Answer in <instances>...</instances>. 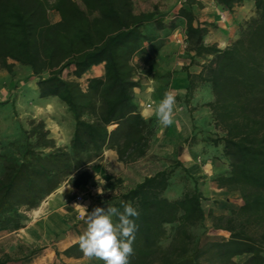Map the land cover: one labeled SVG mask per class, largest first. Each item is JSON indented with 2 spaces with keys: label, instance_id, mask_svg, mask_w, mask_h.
<instances>
[{
  "label": "trees",
  "instance_id": "16d2710c",
  "mask_svg": "<svg viewBox=\"0 0 264 264\" xmlns=\"http://www.w3.org/2000/svg\"><path fill=\"white\" fill-rule=\"evenodd\" d=\"M213 1L228 11L251 1L254 16L240 25L229 46L219 49L204 45L207 29L194 26L193 15L180 7L178 15L186 20V50L193 52L190 64L205 59L199 73L187 71L185 98L187 102L199 84L210 87L213 99L205 105L220 133L210 145L221 148L228 166L213 182L237 191L242 204L213 224L229 238L201 245L193 230L205 229V197L194 176L179 159L145 176L100 204L107 209L131 202L138 210L130 264H153L147 260L160 250L168 231L172 243L160 253L158 264L211 263L215 256L228 264H264V0ZM49 10L59 14V21L50 22ZM164 17L156 6L136 13L133 0H0V69L11 74L15 64L28 68L36 78L38 97L57 98L73 120L66 147L57 146L44 121L35 119L21 128L17 140L1 146L13 151L0 153V232L20 228L27 211L101 159L105 147L115 150L123 164L147 154L155 132L152 120L144 118L133 101V89L139 84L133 79L132 62L137 57L148 65L152 56L145 42L157 50L161 43L156 31L169 34L176 27L173 21L165 24ZM100 64L103 75L88 78L84 87L78 79ZM68 70L71 79L64 76ZM177 168L186 172L192 188L169 198ZM63 254L83 257L79 243ZM243 254H248L243 263L231 261ZM5 262L0 259V264Z\"/></svg>",
  "mask_w": 264,
  "mask_h": 264
},
{
  "label": "crops",
  "instance_id": "0c3cea01",
  "mask_svg": "<svg viewBox=\"0 0 264 264\" xmlns=\"http://www.w3.org/2000/svg\"><path fill=\"white\" fill-rule=\"evenodd\" d=\"M180 7L187 9L193 15L194 26L200 25L207 29L203 37L204 45H213L219 49L229 46L238 37L240 25L254 16V5L251 1L236 5L230 11L223 10L213 0H191L178 4L171 10L168 8L170 11H160L165 15V24L173 21L176 26L169 34H163V30L156 31V40L161 43L160 50L167 47L169 40L176 44L171 37L173 32L185 33L186 20L178 15ZM152 9L135 10V12H149ZM48 18L50 22L55 23L60 17L55 10H49ZM165 30H168L166 26ZM145 46L151 56L154 51L159 50H154L152 42H145ZM174 50L176 54L169 59L170 61L176 59L174 62L177 69L166 79L170 82L171 91L175 93V96L182 98L183 102H180L179 108H177L179 105H176L174 122L166 127L167 135H172L175 140L189 135L198 137L212 126L211 111L205 104L213 99V95L207 84H199L186 102L187 71L193 74L199 73L205 59L196 58L198 63L190 64L192 51H187L181 46ZM103 73L104 67L100 64L90 68L78 80L85 87L88 78L100 77ZM68 78L71 79V77ZM133 79L139 84L133 89L134 103L137 104L144 118L154 117L156 94L153 92L158 84L141 77L139 73H134ZM148 104H150L149 108L146 107ZM211 147L213 148V145ZM150 149L144 157L139 159L140 161L165 159L161 156L157 157ZM166 150L172 152L171 147ZM192 152L194 151H182L180 154L179 151L177 156L192 175H210L218 171L217 165L212 168L210 165L212 161L208 157L205 158L204 165L197 164L195 157L202 155L199 153L193 155ZM131 164L119 162L115 150L105 147L101 159L91 162L73 174L69 181H65L37 207L27 211L20 228H9L0 232V259L5 258V264H103V261L88 260L84 256L67 257L63 251L78 243L79 236L86 231L85 222L78 221V215H81L83 210L80 205L91 212L95 207H101L103 198L109 192L118 187L127 186L129 189L142 181L145 176L151 175L147 174L140 180H136V175L131 174L128 169ZM131 181H134L133 186H129ZM100 188L104 190L103 195L98 192ZM216 188L219 191L224 190L218 186ZM78 195L81 196V201H76ZM115 207L122 210V204H117Z\"/></svg>",
  "mask_w": 264,
  "mask_h": 264
},
{
  "label": "rangeland",
  "instance_id": "374dc122",
  "mask_svg": "<svg viewBox=\"0 0 264 264\" xmlns=\"http://www.w3.org/2000/svg\"><path fill=\"white\" fill-rule=\"evenodd\" d=\"M133 1L135 10L137 11L141 9H152V7L156 6L158 10L162 12L170 11L176 5L183 4L188 0ZM175 48H180V46L169 40L167 47H164L165 50L159 49L152 53L153 61L148 65L139 63L137 57H135L132 62L135 74L139 73L141 77L152 80L155 84H158V87L155 86V91L153 92L156 94L155 105L163 98L165 92L172 90L170 82H168L166 78L177 69V65L174 62L176 59L174 58L172 61L169 59V57L172 58V56L176 54ZM64 76L72 78V72L66 71ZM176 100V105H179L177 108H179L180 102H183L182 98L176 96ZM30 119L43 120L46 128L50 132V136L55 140L57 146L66 147L68 145L73 128V120L65 105L57 98L47 100L40 99L36 91V78L31 76L28 68L15 64L11 74L4 69H0V153L13 151L8 148L1 149V146L6 147L7 144L17 140L20 136L21 128H27ZM147 119L152 120V126L155 132L151 141L150 151L156 154L157 157L161 156L165 159L163 161L153 159L145 160L144 162L140 160L136 161L128 168L130 173L136 175V180H140L147 174H152L160 168L162 169L174 164L177 160L179 151L180 154L182 151L189 150L194 151L192 152L193 155L199 153L202 156H196L195 162L200 165H204L206 162L205 158L208 157V159L212 161L210 164L212 168L214 165H217L218 171L210 175H193L197 180L199 189L205 197V200L202 201V205L206 214L205 229L196 228L193 230V233L194 236L199 239L201 245L207 242L229 238L228 232L214 229L213 224L217 217H226L230 214L231 210L237 209L242 204V200L237 191H227L225 189L219 191L216 188L215 182H213L216 176L223 174L228 169L227 161L221 155V148L219 146H213L212 148L210 145V139L215 135H220V133L217 132L212 125L210 129L204 130L198 137L189 135L186 138L183 136L179 140H175L172 135H167V128L159 123L156 116ZM209 146L211 147V151ZM170 147L172 148V152L166 150L167 148L170 149ZM188 174L191 173L188 171ZM186 175V172H184L182 168L174 170L171 177L172 184L167 191V196L169 198L179 197L184 190L192 188V180ZM133 185L134 181H131L129 186ZM127 189V186L118 187L109 192L101 203L106 202L109 198ZM78 221L80 223L84 222L80 218H78ZM166 228L169 230L168 227ZM169 234L168 231V236L160 241V250L150 255L147 261H153V264H158V259L161 256L160 253L170 249L172 241ZM247 257L248 254L236 255L231 258V261L243 263ZM228 263L229 262L225 258L218 259L216 256L211 263L203 262V264Z\"/></svg>",
  "mask_w": 264,
  "mask_h": 264
},
{
  "label": "clouds",
  "instance_id": "9594fccd",
  "mask_svg": "<svg viewBox=\"0 0 264 264\" xmlns=\"http://www.w3.org/2000/svg\"><path fill=\"white\" fill-rule=\"evenodd\" d=\"M177 100L173 91L165 92L163 98L155 105L154 115L159 123L170 126L174 122ZM103 188L98 189L103 195ZM123 211L108 205L107 209L95 207L88 212L85 206L80 219L86 224V231L78 238L79 248L88 260H100L103 264H130L134 254L133 243L138 225V210L131 202H121Z\"/></svg>",
  "mask_w": 264,
  "mask_h": 264
},
{
  "label": "built area",
  "instance_id": "2783aa9c",
  "mask_svg": "<svg viewBox=\"0 0 264 264\" xmlns=\"http://www.w3.org/2000/svg\"><path fill=\"white\" fill-rule=\"evenodd\" d=\"M172 40L179 46L186 48L187 43H186V35L185 33H180L178 31H175L171 34ZM147 108L150 107V104L146 105ZM76 201H81V196L78 195L76 197ZM78 218H80V215H78Z\"/></svg>",
  "mask_w": 264,
  "mask_h": 264
}]
</instances>
